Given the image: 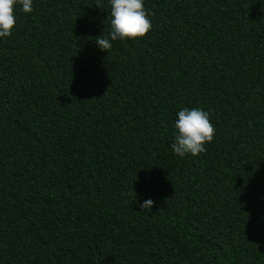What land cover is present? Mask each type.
<instances>
[{
    "label": "trees",
    "instance_id": "16d2710c",
    "mask_svg": "<svg viewBox=\"0 0 264 264\" xmlns=\"http://www.w3.org/2000/svg\"><path fill=\"white\" fill-rule=\"evenodd\" d=\"M144 5L148 34L115 41L110 0L16 5L0 38V264H264V0ZM185 107L215 136L181 158Z\"/></svg>",
    "mask_w": 264,
    "mask_h": 264
},
{
    "label": "clouds",
    "instance_id": "9594fccd",
    "mask_svg": "<svg viewBox=\"0 0 264 264\" xmlns=\"http://www.w3.org/2000/svg\"><path fill=\"white\" fill-rule=\"evenodd\" d=\"M22 6V11H33V0H0V38L12 34L16 24L15 7ZM111 4V41L141 38L152 28L149 10L145 9L144 0H110ZM96 7L101 8L99 4ZM98 47L107 53L112 48L108 37H95ZM175 140L171 144L174 154L183 158L187 154L198 156L205 152V144L213 141L215 127L210 120L209 112L198 108H183L177 113L175 121ZM154 201L151 199L140 203L141 211L151 209Z\"/></svg>",
    "mask_w": 264,
    "mask_h": 264
}]
</instances>
